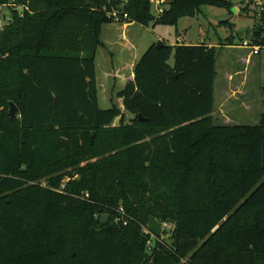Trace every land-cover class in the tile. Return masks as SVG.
Here are the masks:
<instances>
[{"label":"trees","instance_id":"16d2710c","mask_svg":"<svg viewBox=\"0 0 264 264\" xmlns=\"http://www.w3.org/2000/svg\"><path fill=\"white\" fill-rule=\"evenodd\" d=\"M203 6L233 3L0 0V264H264V113L216 122L218 47L153 43L120 79L102 36L113 13L176 33Z\"/></svg>","mask_w":264,"mask_h":264},{"label":"rangeland","instance_id":"374dc122","mask_svg":"<svg viewBox=\"0 0 264 264\" xmlns=\"http://www.w3.org/2000/svg\"><path fill=\"white\" fill-rule=\"evenodd\" d=\"M249 0H231L232 3L236 4L240 9L238 13L232 14L233 11L226 10L223 8H217L213 6H203L202 14L199 16V20L209 21L212 24V27H206L208 36L214 38L218 36L222 39L226 38L231 34L235 45L232 47H227L223 49H219V53L217 56L216 61V72L217 77L214 81L215 87V94H214V115L222 118L220 120L216 119L217 123H222V121L226 118L232 120L229 124H239V125H255L260 122L261 114L264 113V48L260 49V53L257 55H250L251 49L242 47L243 42H248L251 38L252 34V27H253V17L255 10L258 9L264 4V0H251L250 4L248 3ZM166 2V0H165ZM164 2V3H165ZM161 3L160 7H162ZM263 3V4H261ZM156 3L152 4V12L155 13ZM236 7V8H238ZM234 8V7H233ZM0 14L2 16H9V12L6 8L0 7ZM156 14V13H155ZM158 14V13H157ZM228 18V23L220 25L218 24L219 21H224V19ZM196 19H191L189 17H184L180 20V26H190V30L188 32V37L190 39L197 37V26H196ZM154 33L161 34L165 39L169 41H174L175 37V29L171 26H147V27H138L135 33H128V36L133 38V40L137 43L135 45L137 51V58L141 56V54L148 48V46L152 42H157L158 39H154ZM134 34V35H133ZM152 38V41H149ZM220 46H225L222 43V40L218 39ZM151 42V43H150ZM102 55V54H101ZM248 57V63L246 65L238 66L239 64V57ZM235 60V62L229 60ZM173 61L172 57L169 60L171 64ZM232 63L234 64L232 66ZM246 76V83L247 88H249V94L251 96L254 95V91L257 92L256 98L257 103L253 105V107L249 106L246 102L244 104V110L241 106V101L238 98V92L234 94V96L230 97L227 101H222L221 94L222 89L225 87L232 93L233 90L237 91V78H242V75L235 76L230 81L229 86L226 85L224 82L223 75L225 72H229V70L237 71L243 70ZM100 89L98 93L99 95V107L100 108H107L110 106V99H109V91L110 87H105L104 91ZM251 103L252 100H251ZM240 107V108H239ZM233 108L232 111L229 112L228 115L226 114V109ZM170 227L166 223L161 224V234L163 237L166 238V234L164 231H168Z\"/></svg>","mask_w":264,"mask_h":264},{"label":"crops","instance_id":"0c3cea01","mask_svg":"<svg viewBox=\"0 0 264 264\" xmlns=\"http://www.w3.org/2000/svg\"><path fill=\"white\" fill-rule=\"evenodd\" d=\"M167 1V0H166ZM231 2V0H229ZM151 4L153 3H156L155 0H150ZM165 0H161V3H164ZM263 4V3H261ZM161 5L158 4L156 5L155 7V13L157 14V9L158 7H160ZM233 7H238L236 4L233 3ZM232 8V7H231ZM239 7L236 8V10H231L233 11L232 14H235V13H238L239 12ZM202 10H203V7H202ZM202 14V12H201ZM197 15L193 18H191L192 20L193 19H196V26H197V30H198V33H197V37L196 38H192L190 39L188 37V32L190 30V26H180V20H182L183 18H180L178 20V23H177V29H176V35L174 37V41H169L167 39H165L161 34L159 33H154V36L155 38L154 39H158L160 41H164L170 45H174V44H184V45H196V44H200V43H204L206 45H208L209 47L211 46H214L215 48H217V50H221V49H225L227 47H232L234 46L235 44H230V45H225V46H219V40H222V38L218 37V36H215L214 38H212L211 36H208V33H207V28L206 27H212V24L209 22V21H200L198 18L199 16L201 15ZM228 19V18H227ZM227 19H224V20H227ZM223 21V20H222ZM220 22V21H219ZM147 27V26H142V25H139L137 23H134V22H123V23H110V24H106L103 26L102 28V36H103V40L105 42V45H106V49H108V51L113 54L114 56V63L115 62H118V64H116L114 66V74H116L120 79H125L126 76H123L122 75V70L123 68H126V69H130L133 62L136 61L138 58H137V51H136V47L134 45L137 44L133 38L129 37L128 36V33H135L136 30L138 29V27ZM152 26V25H151ZM156 26H159V25H156ZM162 26V25H161ZM154 27V26H153ZM134 35V34H133ZM149 41H152V38L149 40ZM151 43V42H150ZM153 43H156V42H152L151 44ZM150 44V45H151ZM149 45V46H150ZM241 46V45H240ZM131 49L133 48L132 51H129V54H130V60L128 62H124V59L123 57L121 56L122 53L124 52H128V49ZM220 52V51H219ZM260 53V51H259ZM258 53V54H259ZM115 55H118V56H115ZM120 55V56H119ZM251 55L248 54V57ZM248 57H239L238 61H239V64H237L238 66H242L243 62L244 64L243 65H246V63H248ZM229 60V59H228ZM232 60H229V62H231ZM235 62V60H233ZM232 61V62H233ZM234 64L232 63V66ZM242 75V78H237V91L233 90L232 93L229 92V90L227 88H223L222 89V94H221V99L222 101H227L230 99V97L234 96V94L236 92H238V98L239 100L241 101V106L244 110L245 109V106L244 104L247 102L249 106L253 107V105L255 103H257V98H256V94L257 92L254 91V95L255 96H251L249 94V88H247V83H246V76L244 74V69L243 70H237V71H233V70H229V72H225V74L223 75V78H224V82L226 83V85L229 86L230 84V81L232 80L233 77L235 76H240ZM128 78V76H127ZM214 94H215V87H214ZM251 100L253 103H251ZM239 107V108H240ZM233 108H228L226 109V114L225 115H228L230 111H232ZM214 111H215V108L213 110V114L212 116L214 115ZM214 119L216 120H220L222 118H219L218 119V116H215ZM232 120L225 117V119L222 121L223 124H229Z\"/></svg>","mask_w":264,"mask_h":264},{"label":"water","instance_id":"95a60500","mask_svg":"<svg viewBox=\"0 0 264 264\" xmlns=\"http://www.w3.org/2000/svg\"><path fill=\"white\" fill-rule=\"evenodd\" d=\"M231 10H236V8L232 7ZM156 46H161L163 44L162 41L158 40L156 43ZM17 113V107L13 102H9V109H8V115L10 117H14ZM142 120V118H140ZM106 220V216L103 215L101 217V221ZM147 229L148 231L154 235V236H159L161 235V224L153 217V216H148V223H147Z\"/></svg>","mask_w":264,"mask_h":264},{"label":"built area","instance_id":"2783aa9c","mask_svg":"<svg viewBox=\"0 0 264 264\" xmlns=\"http://www.w3.org/2000/svg\"><path fill=\"white\" fill-rule=\"evenodd\" d=\"M155 1H156V4H157V5H158V4H161V0H155ZM260 8H261V7H260ZM260 8H259V10H260ZM162 12H163L162 7H158V9H157V13H158V14H161ZM112 17L114 18V21H115V22L118 21V19H119L118 15H117L116 13H113V14H112ZM123 17L125 18L126 15H123ZM257 23H258V22H257ZM241 46H242V47H246V48L251 49L250 53H251L252 55H257V54L259 53V51H260V49H259L258 46H251V45H249V43H248L247 41H246V42H243ZM117 212H118L117 215H119L120 217H124V211H123L122 207H119V209L117 210ZM117 219H118L117 217L114 219L115 222L117 221ZM124 221H125V220H124ZM124 224H125V222H124Z\"/></svg>","mask_w":264,"mask_h":264}]
</instances>
